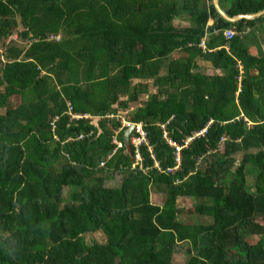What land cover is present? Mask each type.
<instances>
[{
	"label": "trees",
	"instance_id": "obj_1",
	"mask_svg": "<svg viewBox=\"0 0 264 264\" xmlns=\"http://www.w3.org/2000/svg\"><path fill=\"white\" fill-rule=\"evenodd\" d=\"M206 2L0 0V264H179L183 243V264H264V56L247 47L264 15L230 23ZM121 110L146 131L141 167L123 132L111 144ZM165 123L190 140L171 174Z\"/></svg>",
	"mask_w": 264,
	"mask_h": 264
},
{
	"label": "built area",
	"instance_id": "obj_2",
	"mask_svg": "<svg viewBox=\"0 0 264 264\" xmlns=\"http://www.w3.org/2000/svg\"><path fill=\"white\" fill-rule=\"evenodd\" d=\"M207 1L208 0H204ZM224 36L227 40L231 39L233 37V32L228 30L225 31ZM205 42V38L201 39L200 42L198 43V47L202 50H206V46L204 44ZM239 70H241V67H239ZM242 73V72H240ZM69 115H71V119H80V118H86V116H81V115H77V114H73L70 109H69ZM108 119H114L116 121L120 122V127L117 129V131L113 132V136H112V140H111V144H115L116 147H120L121 143L118 141L117 137L119 135V133L123 132L124 129L132 126V132L129 136V143L131 145L134 146V153H135V159L136 162L133 166L139 165L141 167V162H142V158L140 155V148L142 145H146L148 146V140H147V134L146 131L143 129V126L141 123H132L128 120H125L124 118L117 116V115H107ZM158 127L160 128V130L162 131V138L167 142V144L169 146H171L174 149V161H175V166L173 168H167L165 170L166 173H172L175 172L179 169L180 167V162H181V155L180 152L183 149L182 146L177 145L173 140L170 139V137L168 136V131H167V123L165 124H158ZM202 134H204V131L200 132ZM82 139V136H79L76 140ZM189 140H187V142H185V145L188 143ZM185 147V146H184ZM115 151V150H114ZM113 151V152H114ZM148 151H151V148L148 146ZM153 158V156H152ZM103 165V164H101ZM154 167L157 170H160V168L158 167V164L155 162Z\"/></svg>",
	"mask_w": 264,
	"mask_h": 264
},
{
	"label": "rangeland",
	"instance_id": "obj_3",
	"mask_svg": "<svg viewBox=\"0 0 264 264\" xmlns=\"http://www.w3.org/2000/svg\"><path fill=\"white\" fill-rule=\"evenodd\" d=\"M16 37L14 36L13 37V39H15ZM261 38L263 39V35H261ZM252 39V38H251ZM264 40V39H263ZM180 55H175V57H179ZM182 56V55H181ZM180 56V57H181ZM198 60H200V59H198ZM195 61H197V59L195 60ZM196 71H197V69H196ZM200 73H204L203 72V70H201L200 71ZM150 84H151V82H150ZM149 84V85H150ZM141 99H144V96H141ZM135 105L134 104H132L131 105V108L130 109H132L133 107H134ZM127 112H128V110H126ZM126 111H124V110H121L119 113H118V116H120V117H122V118H125L126 117ZM86 118H89L88 116H86ZM247 125H250V124H247ZM197 136H202L203 134L202 133H198V134H196ZM190 141V140H189ZM188 141V142H189ZM221 141H224V138H222L221 139ZM220 147H221V145H220ZM234 158H235V161H234V165H233V170H235L236 168H238L239 166H240V163L242 162V160H243V154L242 153H237V154H235L234 155ZM117 176H118V173H114L113 174V178H112V184L111 185H117L119 182V180L117 179L116 180V178H117ZM245 178H246V185L247 186H251V188L253 187V184H254V177H253V175H252V171H249L248 173H246V176H245ZM107 184L108 185H110L109 184V181H106L105 182V185L107 186ZM151 200H152V202H153V204H161L162 202H161V200H160V198L157 196V195H154V194H152L151 195ZM177 204H178V206L179 207H182V208H184V209H189L190 207H192V205H193V203L192 202H190V201H188V200H178V202H177ZM199 220H200V222H202V223H206L208 220H207V218L206 217H199ZM101 235V234H100ZM93 238H90V237H85V240H86V242L88 243L89 241H91ZM247 239H252V240H250V243L251 244H254L256 241H257V239H258V237L257 236H254V237H251V238H247ZM99 242H101V243H103L104 242V237H101V236H99L98 235V239H97ZM188 246L185 244V243H183V244H179L176 248H175V252H174V255H173V258H174V260L177 262V263H179V264H183L184 262H186L187 261V259H188Z\"/></svg>",
	"mask_w": 264,
	"mask_h": 264
},
{
	"label": "crops",
	"instance_id": "obj_4",
	"mask_svg": "<svg viewBox=\"0 0 264 264\" xmlns=\"http://www.w3.org/2000/svg\"><path fill=\"white\" fill-rule=\"evenodd\" d=\"M217 5L219 6V9L221 10V12H223L227 16V14L225 13L226 12V6L224 4H221V0H217ZM206 6L213 7L214 10L216 11V15L221 17L224 20V18L218 13L217 9L215 8V0H210L209 2H206ZM186 18H188V17L182 16L178 20H176V23L180 24L181 27H186L187 25H189L188 22L186 21ZM253 19H256V18H253ZM253 19H250V20H253ZM215 20L216 19L211 18L208 25L209 26L213 25ZM263 28H264V24H263ZM261 35H263V39H264V29H262V31L259 29L256 32H254L253 39H251V42L248 43V45H247V47L249 48V53L253 57H263L264 56V40L261 38ZM175 55H177V54H175ZM196 59H197V61H195V63L198 65L197 72H200L201 70H203V72H204V71H206L207 68H209L211 66L209 63H206L204 60H202L200 58H196ZM198 59H200V60H198ZM215 72H218V71H215ZM122 139H123V137H122Z\"/></svg>",
	"mask_w": 264,
	"mask_h": 264
},
{
	"label": "water",
	"instance_id": "obj_5",
	"mask_svg": "<svg viewBox=\"0 0 264 264\" xmlns=\"http://www.w3.org/2000/svg\"><path fill=\"white\" fill-rule=\"evenodd\" d=\"M215 8L217 9L218 13L224 18V20L227 22H230V23H235V22L241 21L243 19L250 20V19L258 18V17L264 15V10H263V11L256 13V14L240 15V16L230 18V17L226 16L223 12H221V10L219 9V6L217 5V0H215ZM132 129H133L132 126H130L123 131L122 137H123L124 144L126 146L129 143L128 142L129 141V135L132 132Z\"/></svg>",
	"mask_w": 264,
	"mask_h": 264
},
{
	"label": "clouds",
	"instance_id": "obj_6",
	"mask_svg": "<svg viewBox=\"0 0 264 264\" xmlns=\"http://www.w3.org/2000/svg\"><path fill=\"white\" fill-rule=\"evenodd\" d=\"M158 126V125H157ZM125 130V129H124ZM202 131H204L205 132V130L203 129V130H201L200 132H202ZM199 132V133H200ZM131 134V133H130ZM130 136V135H129ZM168 136H169V134H168ZM170 137V136H169ZM163 139V138H162ZM171 139V138H170ZM184 146H186V145H183L182 147H183V149H184ZM174 150V149H173ZM175 158V156H174V151H173V159ZM174 163H175V161H174ZM134 164H135V162H134ZM133 164V165H134ZM139 166V165H138ZM175 166V165H174ZM140 167V166H139ZM173 168V167H172ZM172 173H174V172H172ZM168 174H171V173H168Z\"/></svg>",
	"mask_w": 264,
	"mask_h": 264
}]
</instances>
